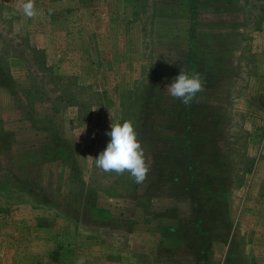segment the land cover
<instances>
[{
	"label": "rangeland",
	"instance_id": "obj_1",
	"mask_svg": "<svg viewBox=\"0 0 264 264\" xmlns=\"http://www.w3.org/2000/svg\"><path fill=\"white\" fill-rule=\"evenodd\" d=\"M22 2L0 0V264H264V0ZM129 119L143 185L95 166Z\"/></svg>",
	"mask_w": 264,
	"mask_h": 264
},
{
	"label": "clouds",
	"instance_id": "obj_2",
	"mask_svg": "<svg viewBox=\"0 0 264 264\" xmlns=\"http://www.w3.org/2000/svg\"><path fill=\"white\" fill-rule=\"evenodd\" d=\"M21 12L28 19L43 15L42 10L37 9L35 0H23ZM204 87L205 81L199 72L189 73L182 68L165 91L174 100L190 105L197 94L204 91ZM107 135L111 139L107 147L95 157V166L104 172H115L118 175L127 172L137 185H143L151 170V161L139 139L135 122L130 119L113 121ZM76 264H86L85 258H78Z\"/></svg>",
	"mask_w": 264,
	"mask_h": 264
},
{
	"label": "trees",
	"instance_id": "obj_3",
	"mask_svg": "<svg viewBox=\"0 0 264 264\" xmlns=\"http://www.w3.org/2000/svg\"><path fill=\"white\" fill-rule=\"evenodd\" d=\"M208 150H210V148H207ZM211 153L208 154V156H202L204 159L205 157H208L209 159H207V161H211ZM191 164H193V162H191ZM190 166V165H189ZM196 168L194 167V170L193 172H191V176H189V180L190 178H194L195 180H197L196 178ZM220 189V187H219ZM219 189H214L212 191V193L210 194V196L206 197L204 200H207V202L205 204H202V205H205L206 207V210H199V207H202L200 201H199V198L197 197V191L196 192H192V197H194V200H193V205L195 206V217L199 214V213H202V211H204V213L206 214L205 216V219L202 220V219H195L194 220V229L196 230L195 234L199 235V236H205L208 234V232L210 231V227L207 225L210 223V221L208 219H211V217H208L207 215H211L213 214V208H217V204H214L212 201L214 200V195L215 194H220L219 192ZM196 193V194H195ZM210 207V209H208ZM222 207H223V204H222ZM221 207V208H222ZM207 210H210L209 212H207ZM219 215H221V217L219 218ZM215 217H217L219 219V222L221 223L222 227L224 228L223 232L221 230V232H217L218 234H221L223 233L224 235L228 233V230H229V223H228V218H226V216L222 215L221 214H215ZM222 221V222H221ZM218 222V223H219ZM213 223H214V228H213V233L216 232V229H215V223H216V220H213ZM212 233H210L211 235ZM210 235H209V239H210Z\"/></svg>",
	"mask_w": 264,
	"mask_h": 264
}]
</instances>
